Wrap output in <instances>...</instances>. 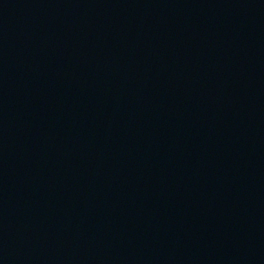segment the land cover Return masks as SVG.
Segmentation results:
<instances>
[{
    "label": "water",
    "instance_id": "1",
    "mask_svg": "<svg viewBox=\"0 0 264 264\" xmlns=\"http://www.w3.org/2000/svg\"><path fill=\"white\" fill-rule=\"evenodd\" d=\"M0 264H264V0H0Z\"/></svg>",
    "mask_w": 264,
    "mask_h": 264
}]
</instances>
